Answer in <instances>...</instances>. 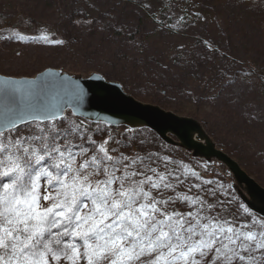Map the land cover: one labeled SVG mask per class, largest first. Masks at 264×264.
<instances>
[{
    "label": "rangeland",
    "instance_id": "obj_1",
    "mask_svg": "<svg viewBox=\"0 0 264 264\" xmlns=\"http://www.w3.org/2000/svg\"><path fill=\"white\" fill-rule=\"evenodd\" d=\"M4 16H14L13 23L20 18L38 37L28 46L6 44L0 30L1 75L32 78L47 68L83 77L99 73L138 101L199 121L217 149L264 188V89L251 75L264 67V0H0L3 22ZM54 122L86 130L85 141L91 136L96 142L85 143L89 156L107 139L113 157L136 153L158 172L179 175L183 183L169 178L179 194L214 205L209 215L238 224L264 220L236 196L224 165L192 158L149 129L92 124L70 111ZM21 127L22 134L36 131L34 124ZM112 128L122 137H113ZM74 142L82 143L78 137ZM203 181H211L215 195L194 194L198 188L191 185L202 188ZM195 207L187 205L186 213Z\"/></svg>",
    "mask_w": 264,
    "mask_h": 264
},
{
    "label": "snow or ice",
    "instance_id": "obj_2",
    "mask_svg": "<svg viewBox=\"0 0 264 264\" xmlns=\"http://www.w3.org/2000/svg\"><path fill=\"white\" fill-rule=\"evenodd\" d=\"M57 116L16 105L0 122V264H264V220L209 215L214 205L199 195L154 196L175 190L170 177L184 181L141 157H113L107 139L89 156L85 143L96 142L79 126L59 127ZM20 121L36 131L22 134ZM177 200L197 207L169 211Z\"/></svg>",
    "mask_w": 264,
    "mask_h": 264
},
{
    "label": "water",
    "instance_id": "obj_3",
    "mask_svg": "<svg viewBox=\"0 0 264 264\" xmlns=\"http://www.w3.org/2000/svg\"><path fill=\"white\" fill-rule=\"evenodd\" d=\"M97 76L103 77L99 73L83 77L52 68L44 69L32 78L0 74V82H16L0 83V122L4 121L9 107L32 105L57 113L55 120L70 111L92 124L129 130L149 129L164 143L183 149L192 158L224 165L232 176L230 186L236 196L248 210L264 219V188L233 158L217 149L199 121L138 101L127 94L119 82L104 77L96 79ZM18 123L20 126L27 124L24 121Z\"/></svg>",
    "mask_w": 264,
    "mask_h": 264
},
{
    "label": "trees",
    "instance_id": "obj_4",
    "mask_svg": "<svg viewBox=\"0 0 264 264\" xmlns=\"http://www.w3.org/2000/svg\"><path fill=\"white\" fill-rule=\"evenodd\" d=\"M12 18L14 19V16H7V17L4 16V19H8V20H5L4 22H3V19H0L2 22V23L0 22V30H4L7 34V36L4 40L6 44L7 43L13 44L15 42H18V43L24 44L25 46H28L31 42L36 40V38L38 36H37V34H35L33 32L32 27L30 25H28V23L27 24L25 22L21 23L20 18L17 21H15V23H13L11 20ZM25 18H26V15L23 13V19L25 20ZM5 48H7V47H5ZM251 75H255L258 78L259 82L261 83V85L264 89V67H263V69H259V70L254 68V71L251 73ZM112 131H113V134L115 135L113 137H115L117 139L121 138L123 135V134L119 133L116 130V128H112ZM123 154L124 153H122V155ZM128 155L129 154H127V156ZM134 156L143 158L144 162L149 164L148 157L146 158V157H143L142 155H137L136 153H134ZM130 158H131V155H130ZM138 167L142 168V166H138ZM95 179H96V177H95ZM99 179H103V177H101ZM203 182L201 185H202V189H205V191H201L200 189H196L194 191V194L195 193L200 194L201 192L207 193L208 189H214L212 183L204 184ZM176 187H177V185H176ZM176 187H175L174 191L165 190L163 192V195L161 194L160 197H158V198H161V199H168L169 197L175 198L177 196V194H179L178 188H176ZM187 205H188L187 203L177 200L175 203H169L168 204V210L169 211L176 210V211H180L182 213H186ZM238 205L242 206V204L240 202H238ZM209 259H210V257H209Z\"/></svg>",
    "mask_w": 264,
    "mask_h": 264
}]
</instances>
